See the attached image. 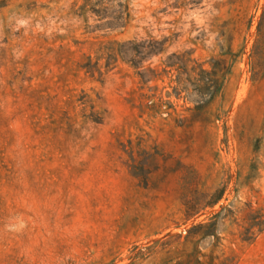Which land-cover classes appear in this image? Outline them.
Masks as SVG:
<instances>
[{"label": "rangeland", "instance_id": "rangeland-1", "mask_svg": "<svg viewBox=\"0 0 264 264\" xmlns=\"http://www.w3.org/2000/svg\"><path fill=\"white\" fill-rule=\"evenodd\" d=\"M260 207L264 0H0V264H264Z\"/></svg>", "mask_w": 264, "mask_h": 264}, {"label": "trees", "instance_id": "trees-1", "mask_svg": "<svg viewBox=\"0 0 264 264\" xmlns=\"http://www.w3.org/2000/svg\"><path fill=\"white\" fill-rule=\"evenodd\" d=\"M165 40L166 37L162 40H155V39L143 40L140 41L139 43H136L137 44L136 46H134L135 42L133 40H128L126 43L131 45L132 47L130 48L129 52H122V54L120 53L119 56L123 60L129 62L135 68L140 67L143 61L151 58L152 56L158 55L164 51L163 45ZM189 62H190L189 50L185 49L181 53L172 52L169 55H167L165 59L162 61V64L164 65L163 70H167V68L176 70L177 71L176 82L179 84L182 81L183 82L188 81V78L186 77L181 78V77L183 74L189 76L190 73V69L188 67ZM138 73L140 74L142 80L146 81L144 77V71ZM180 91L175 92L177 97H179ZM218 199L219 198H217L216 200H212L210 202H206V204H204V207H212L216 203V201H218ZM253 210L248 217V219L250 220L248 222V226L245 227L244 229V233H247L249 235L245 238L247 240H252L256 236V234H259L264 230V207H260L258 209H255L254 211ZM196 211L199 210L190 209L189 212L186 213V215L190 217V215H192V213H195ZM255 227H257V233L254 234L253 229Z\"/></svg>", "mask_w": 264, "mask_h": 264}]
</instances>
